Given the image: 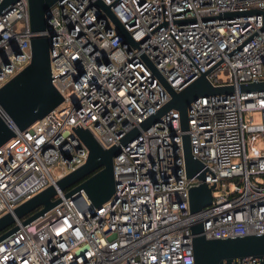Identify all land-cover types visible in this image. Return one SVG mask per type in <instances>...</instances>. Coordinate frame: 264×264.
<instances>
[{"label":"built area","instance_id":"built-area-1","mask_svg":"<svg viewBox=\"0 0 264 264\" xmlns=\"http://www.w3.org/2000/svg\"><path fill=\"white\" fill-rule=\"evenodd\" d=\"M3 0H0V3ZM60 0L47 24L51 82L62 102L0 145V216L81 166L88 156L73 129L102 148L155 113L202 73L231 94L200 96L188 129L171 109L113 157L115 190L91 209L85 192L64 197L0 241V264H194L191 226L206 238L264 233V0ZM245 12L233 17L226 12ZM263 27V28H262ZM27 0L0 14V86L31 60ZM148 60L157 73L146 64ZM11 124V122H10ZM207 170L187 177L182 135ZM214 184L196 213L189 189Z\"/></svg>","mask_w":264,"mask_h":264},{"label":"water","instance_id":"water-1","mask_svg":"<svg viewBox=\"0 0 264 264\" xmlns=\"http://www.w3.org/2000/svg\"><path fill=\"white\" fill-rule=\"evenodd\" d=\"M16 0H3L0 3V14L8 5ZM60 0H27L29 28L33 35L30 38L31 60L28 65L12 76L0 86V145L15 135L16 130H24L34 121L42 118L63 100L61 94L51 82L50 72V40L54 33L47 20L50 18L52 5ZM98 7L112 18L121 36L133 45L129 33L115 18L108 5L96 0ZM245 12H226L233 17ZM246 13H260L263 17L264 9L251 10ZM262 27V28H263ZM155 73L152 64L144 58ZM161 81L167 88L170 99L155 113L148 116L138 127L132 128L120 139V144L102 148L88 129L74 128V136L82 141L88 149L86 161L30 199L19 204L12 211L0 216V241L17 230L16 219L25 217L21 222L27 224L61 201L56 197V187L66 190L64 197L74 196L83 190L88 197L91 209L99 208L114 193L115 178L113 174V157L119 154L121 146L135 139L140 130H145L160 120L161 116L174 109L179 113L180 128L188 129L186 110L189 104L200 96L214 94H231L233 86H213L202 73L179 91H174L168 82L160 75ZM240 91H262L264 80L239 85ZM11 122V124H10ZM185 169L187 177L197 175L204 179L207 173L202 163L191 152L189 136L182 135ZM214 184L201 182L189 189V208L196 213L211 202V190ZM202 223L196 222L191 226L192 251L194 264H264V233L237 235L220 238H206L202 234Z\"/></svg>","mask_w":264,"mask_h":264}]
</instances>
